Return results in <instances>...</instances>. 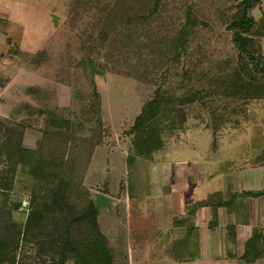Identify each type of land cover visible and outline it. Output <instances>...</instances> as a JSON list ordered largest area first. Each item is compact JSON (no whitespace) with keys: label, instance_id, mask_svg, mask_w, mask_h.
Listing matches in <instances>:
<instances>
[{"label":"rangeland","instance_id":"rangeland-1","mask_svg":"<svg viewBox=\"0 0 264 264\" xmlns=\"http://www.w3.org/2000/svg\"><path fill=\"white\" fill-rule=\"evenodd\" d=\"M70 1L0 0V80L5 85L0 88V118H9L18 104L35 106L33 96L27 94L28 89L35 88L44 93L49 110L65 119L80 120L79 111L88 99L91 81L99 95L104 132L82 183L98 207V224L109 241L115 263L245 264L221 242L216 257H204L192 248H179L176 240L171 242L177 237L174 227L181 210L177 203L182 200L173 194L176 191L164 192V187L171 182L166 174L171 168L174 172L186 171L190 178L196 172L206 178L208 169L216 165L222 177L234 172L250 174L259 165L261 172L264 101L252 102L241 112L228 111L217 122L219 125L214 118L222 113V103L209 98L167 107L144 130L128 134L157 86L169 96L182 97L189 89H206L216 73L244 65L246 60L239 57L231 32L225 28L242 0H164L166 22L171 15L174 23L192 15L195 24L179 62L162 69L147 83L110 72L111 64L95 53L89 55L92 63L80 61L87 53L80 50V45L87 40L83 38L81 43L76 37L85 22L70 28ZM188 5L191 10L183 13ZM263 12L259 6L251 16L256 20ZM2 32L17 45L16 57L6 54L7 36ZM39 52L43 53L39 62L29 64V59ZM94 64L99 69L89 75L88 68ZM41 122L40 118L37 126ZM77 124L74 126L78 135H86L92 127L83 124L79 128ZM39 135L37 129L27 130L24 146L33 148ZM130 157L134 160L129 161ZM178 178L177 183L183 182L184 173ZM218 184L223 189L220 181ZM26 206L27 199L22 198L21 209ZM13 217L22 222L25 218L17 214ZM186 217L189 222L193 215ZM256 264H264V260Z\"/></svg>","mask_w":264,"mask_h":264},{"label":"trees","instance_id":"trees-1","mask_svg":"<svg viewBox=\"0 0 264 264\" xmlns=\"http://www.w3.org/2000/svg\"><path fill=\"white\" fill-rule=\"evenodd\" d=\"M154 1L71 0L68 25L75 28L85 22L76 37L81 43L83 38L87 40L80 45V50L87 52L80 61H90L89 55L95 53L111 64L110 72L116 71L139 83H147L162 69L179 62L195 19L192 15L189 19L183 16L174 23L171 15L166 22L167 4L159 0L154 5ZM261 1L242 0L226 21L233 46L239 57L246 60L244 65L216 73L206 89H189L182 97L169 96L157 86L128 134L144 130L167 107L209 98L222 103L218 106L222 113L214 118L219 125L217 122L228 111L241 112L252 102L264 101V55L258 40L264 37V18L255 21L251 16ZM186 10H191V6L183 13ZM5 43L6 54L16 57L17 45L8 36ZM42 55H33L29 64L38 63ZM4 86L0 80V88ZM27 94L33 96L35 106L18 104L9 118H0V264H116L109 241L98 224V207L89 199L82 183L104 132L100 99L93 83L90 81L88 99L79 111L83 121L76 117L65 119L49 110L41 89L30 88ZM40 118L41 126H37ZM74 123L79 128L83 124L92 127L86 135H78ZM31 129H37L40 135L34 147L27 148L24 136ZM22 198L27 199L25 209H21ZM14 214L24 216V221H18ZM257 236L254 232L246 243L241 257L246 262L264 259L261 232L260 255L248 250Z\"/></svg>","mask_w":264,"mask_h":264},{"label":"crops","instance_id":"crops-1","mask_svg":"<svg viewBox=\"0 0 264 264\" xmlns=\"http://www.w3.org/2000/svg\"><path fill=\"white\" fill-rule=\"evenodd\" d=\"M263 4L264 0L255 8L260 6L264 10ZM261 18H264V12L254 20L259 21ZM258 40L264 55V37ZM207 172L206 178H200L198 172L191 178L186 177V171L174 172L173 168L166 172L171 182L164 187V192L176 191L173 194L182 200L177 203L181 208L176 214L179 218L174 227L177 228V237L171 242L176 240L179 248H192L204 257H216L218 242H221L222 247L232 250L239 262L256 264L263 261L258 258L254 262H246L241 257L254 232L258 236L248 250L254 252V255H260V232L264 238V167L261 172L259 165L258 169L252 168L250 174L234 172L226 177H222L217 165ZM182 173L185 179L177 183ZM191 215L193 217L188 222L189 217L186 216Z\"/></svg>","mask_w":264,"mask_h":264},{"label":"water","instance_id":"water-1","mask_svg":"<svg viewBox=\"0 0 264 264\" xmlns=\"http://www.w3.org/2000/svg\"><path fill=\"white\" fill-rule=\"evenodd\" d=\"M157 0L154 1V5H156ZM91 73H94V71H97L95 67L91 66Z\"/></svg>","mask_w":264,"mask_h":264}]
</instances>
